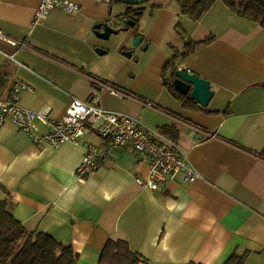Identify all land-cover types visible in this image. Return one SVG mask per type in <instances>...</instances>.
Instances as JSON below:
<instances>
[{
	"label": "crops",
	"instance_id": "obj_1",
	"mask_svg": "<svg viewBox=\"0 0 264 264\" xmlns=\"http://www.w3.org/2000/svg\"><path fill=\"white\" fill-rule=\"evenodd\" d=\"M41 2L0 0V30L26 44H0L20 63L0 56L2 99L21 80L29 86L21 106L60 119L73 98L99 96L104 109L152 130L174 128L200 178L185 183L180 173L158 191L142 188L136 178L147 177L148 166L120 148L79 181L85 147L103 140L87 136L54 148L7 121L0 130V202L9 200L29 231L71 245L79 264H99L109 240L127 242L148 260L141 264H225L233 255L264 264V28L220 0L199 20L175 0H151L137 28L104 40L96 26L119 28L125 5L77 1L79 12L56 9L36 22ZM138 37L144 41L136 47ZM210 38L179 65L214 93L207 107L188 109L165 88L163 71L188 41Z\"/></svg>",
	"mask_w": 264,
	"mask_h": 264
},
{
	"label": "built area",
	"instance_id": "obj_2",
	"mask_svg": "<svg viewBox=\"0 0 264 264\" xmlns=\"http://www.w3.org/2000/svg\"><path fill=\"white\" fill-rule=\"evenodd\" d=\"M77 1L83 0H42L36 10V22L56 9L67 14L79 12L81 7ZM89 1L109 4L111 0ZM0 44L15 50L26 46L24 42L9 38L2 30ZM0 56L20 65L14 54H8L1 48ZM28 89L25 82L16 80L9 95L0 99V130L7 121H11L34 143H46L54 148L65 143H79L87 136L100 138L103 140L101 144L90 143L85 147L84 158L76 170L79 181L95 174L111 158L113 152L120 148L137 152L142 162L148 166L149 175L136 178L137 184L142 188L158 191L180 173H184L185 183H192L200 178L177 142L146 127L140 118L104 109L99 105V96H95L91 102L73 98L64 116L53 119L48 111L36 112L21 106V95ZM108 90L113 96L120 95L113 88ZM40 125L45 127V132Z\"/></svg>",
	"mask_w": 264,
	"mask_h": 264
},
{
	"label": "trees",
	"instance_id": "obj_3",
	"mask_svg": "<svg viewBox=\"0 0 264 264\" xmlns=\"http://www.w3.org/2000/svg\"><path fill=\"white\" fill-rule=\"evenodd\" d=\"M181 7L182 13L193 20H199L210 8L219 0H175ZM227 8L239 17L248 19L264 28V3L259 0H220ZM126 6L125 20L121 26L116 27L120 32L135 29L139 26V21L144 5ZM122 4L110 1L109 4ZM133 21L134 27L126 23ZM119 25V24H118ZM128 29V30H126ZM213 38L208 40L193 42L188 41L181 51H177L167 63L163 71L164 86L171 95L182 102L188 109H203L190 96H184L174 88V80L178 72L179 65L188 57L193 55L201 47L210 44ZM6 83L4 77H0V99L4 92ZM201 106V107H200ZM159 132L167 138L177 141L173 136L174 128H161ZM264 154V153H263ZM262 154V155H263ZM247 255L238 257L233 255L225 264H245ZM143 256L134 252L129 244L123 240H109L105 245L99 264H141L147 263ZM0 264H79V255L75 253L73 247L68 244L58 242L50 234L44 232L29 231L20 221H18L10 210L9 200L0 202Z\"/></svg>",
	"mask_w": 264,
	"mask_h": 264
},
{
	"label": "water",
	"instance_id": "obj_4",
	"mask_svg": "<svg viewBox=\"0 0 264 264\" xmlns=\"http://www.w3.org/2000/svg\"><path fill=\"white\" fill-rule=\"evenodd\" d=\"M129 6H139L143 5L150 0H113ZM264 3V0H259ZM126 21V20H125ZM124 22V21H123ZM130 27H134L135 23L130 21L126 23ZM96 29L99 31L97 35L104 40H108L111 35L119 34V31L116 30L111 24H99L96 26ZM128 30V29H126ZM143 37H138L134 43L136 47L140 46L143 43ZM147 50V46L144 48V51ZM99 53H103L104 50H98ZM131 56L130 53L126 54ZM174 88L177 92L184 96H190L191 99L196 101L202 107H207L214 97V93L211 90V84L200 77L197 74L190 73L188 70L180 69L176 73V78L174 80Z\"/></svg>",
	"mask_w": 264,
	"mask_h": 264
}]
</instances>
